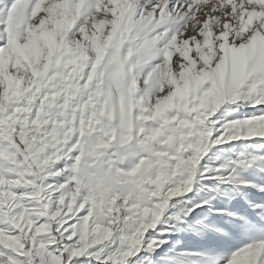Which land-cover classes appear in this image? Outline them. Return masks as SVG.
Listing matches in <instances>:
<instances>
[{
  "label": "snow or ice",
  "instance_id": "1",
  "mask_svg": "<svg viewBox=\"0 0 264 264\" xmlns=\"http://www.w3.org/2000/svg\"><path fill=\"white\" fill-rule=\"evenodd\" d=\"M0 264H264V0H0Z\"/></svg>",
  "mask_w": 264,
  "mask_h": 264
}]
</instances>
